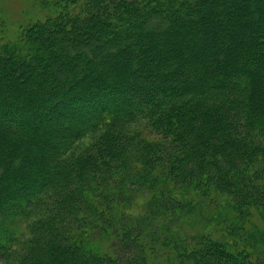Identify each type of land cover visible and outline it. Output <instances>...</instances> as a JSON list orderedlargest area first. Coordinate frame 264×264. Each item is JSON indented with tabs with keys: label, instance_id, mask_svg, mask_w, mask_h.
<instances>
[{
	"label": "trees",
	"instance_id": "trees-1",
	"mask_svg": "<svg viewBox=\"0 0 264 264\" xmlns=\"http://www.w3.org/2000/svg\"><path fill=\"white\" fill-rule=\"evenodd\" d=\"M36 2L0 29V258L264 264V0Z\"/></svg>",
	"mask_w": 264,
	"mask_h": 264
},
{
	"label": "rangeland",
	"instance_id": "rangeland-1",
	"mask_svg": "<svg viewBox=\"0 0 264 264\" xmlns=\"http://www.w3.org/2000/svg\"><path fill=\"white\" fill-rule=\"evenodd\" d=\"M36 1L41 2V0H0V29H5L8 35L15 36L16 33H18L19 31V27L23 26L22 25L23 23L25 26V23L27 21L28 22L26 24H28L30 20L34 22L37 18H44L45 13L41 12L42 8L40 7V4L37 3ZM45 5H47V2ZM48 8L50 9V11H54V6H49ZM253 10H256V7L253 8ZM79 74L80 73L78 72V76ZM7 118L3 117V120L5 121L4 123H6L7 121L9 122ZM127 127H128L127 129L130 130L142 131L141 135L143 137L153 138V139L160 138L159 133L156 132L157 130L155 129L156 131H154L153 129H151L154 128L153 123L147 119H143V120L140 119L134 124L128 125ZM151 131H153V133L150 134ZM93 142H94L93 135L80 140L74 147L75 149L74 153H78L79 151L84 149L87 145ZM17 252H20V249L17 250ZM18 256L19 254L16 253L14 256L11 255L9 259L7 257L0 258V264L2 263L8 264L9 262H16L18 260L17 259Z\"/></svg>",
	"mask_w": 264,
	"mask_h": 264
},
{
	"label": "clouds",
	"instance_id": "clouds-1",
	"mask_svg": "<svg viewBox=\"0 0 264 264\" xmlns=\"http://www.w3.org/2000/svg\"><path fill=\"white\" fill-rule=\"evenodd\" d=\"M145 205V200L142 195H138L137 198L133 201V207L142 209Z\"/></svg>",
	"mask_w": 264,
	"mask_h": 264
}]
</instances>
